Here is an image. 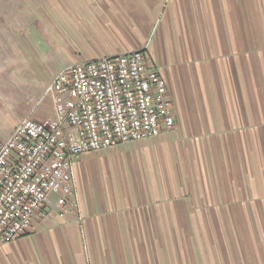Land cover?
Returning a JSON list of instances; mask_svg holds the SVG:
<instances>
[{"label": "crops", "instance_id": "1", "mask_svg": "<svg viewBox=\"0 0 264 264\" xmlns=\"http://www.w3.org/2000/svg\"><path fill=\"white\" fill-rule=\"evenodd\" d=\"M84 1L22 38L0 139L55 116L60 70L138 50L167 81L175 127L82 155L79 209L52 196L27 235L0 239V264H264V0Z\"/></svg>", "mask_w": 264, "mask_h": 264}, {"label": "built area", "instance_id": "2", "mask_svg": "<svg viewBox=\"0 0 264 264\" xmlns=\"http://www.w3.org/2000/svg\"><path fill=\"white\" fill-rule=\"evenodd\" d=\"M48 91L55 116L27 117L0 139L3 242L27 235L52 196L64 213L79 209L74 175L82 155L159 137L175 127L167 81L143 50L66 67Z\"/></svg>", "mask_w": 264, "mask_h": 264}, {"label": "rangeland", "instance_id": "3", "mask_svg": "<svg viewBox=\"0 0 264 264\" xmlns=\"http://www.w3.org/2000/svg\"><path fill=\"white\" fill-rule=\"evenodd\" d=\"M77 3L79 0H0V90L16 85L18 76H24L22 64L19 65L24 58L20 42L24 36L37 34L42 14L58 11L61 6L72 13Z\"/></svg>", "mask_w": 264, "mask_h": 264}]
</instances>
